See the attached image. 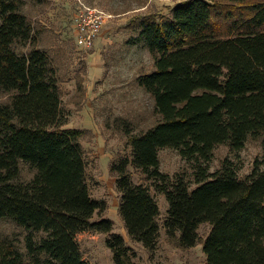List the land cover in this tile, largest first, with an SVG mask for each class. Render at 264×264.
<instances>
[{"label": "trees", "instance_id": "1", "mask_svg": "<svg viewBox=\"0 0 264 264\" xmlns=\"http://www.w3.org/2000/svg\"><path fill=\"white\" fill-rule=\"evenodd\" d=\"M26 1L0 0V95L10 96L0 103V219L28 232L25 251L17 237L0 233V264H93L78 241L85 231L107 234L114 264H127L132 249L114 221H94L107 203L91 194L86 132L65 127L58 69L37 46ZM138 22L129 42L149 50L154 70L137 82L160 118L140 133L115 119L131 148L111 164L131 240L154 252L162 230L159 202L134 181L133 167L168 201V239L194 248L209 224L206 264H264V168L257 161L241 179L229 159L209 167L220 145L240 151L254 138L264 147V0H186L168 16ZM165 148L194 164L195 187L162 171Z\"/></svg>", "mask_w": 264, "mask_h": 264}, {"label": "rangeland", "instance_id": "2", "mask_svg": "<svg viewBox=\"0 0 264 264\" xmlns=\"http://www.w3.org/2000/svg\"><path fill=\"white\" fill-rule=\"evenodd\" d=\"M186 0H27L25 11L33 22L37 46L46 49L58 69L64 107L69 113L66 128L84 130L83 146L88 162V179L92 197L107 203L104 213L94 221L110 218L114 232L121 234L131 247L127 264H206L202 242L210 233L209 224H203L199 233L201 242L194 248L183 249L168 239L164 227L168 214L165 196L144 179L141 171L131 167L134 181L145 184L159 202L161 209V237L157 249L148 251L141 243L133 242L121 218V194L117 188L112 162L121 155H129L131 148L117 117L128 119L140 133L159 121L154 113V100L142 88L137 78L154 70L152 55L142 44L129 42L139 32L138 20L150 15H170L171 9ZM84 6L96 7L108 16L107 23L92 49H83L76 41V16ZM23 49V50H22ZM20 50L24 51L26 48ZM10 96L0 95V103H8ZM161 169L175 176L187 177L196 186L194 164L184 160L173 148L160 151ZM229 159L245 179L258 161L264 168V147L261 139L250 138L240 151L227 145L215 149L209 163L211 172ZM29 179L32 172L23 167ZM0 233L15 236L26 250L27 231L9 219H0ZM40 235V234H39ZM42 235V234H41ZM38 236V234H37ZM107 234L85 231L78 237L84 258L93 264H114L112 250L107 245Z\"/></svg>", "mask_w": 264, "mask_h": 264}, {"label": "built area", "instance_id": "3", "mask_svg": "<svg viewBox=\"0 0 264 264\" xmlns=\"http://www.w3.org/2000/svg\"><path fill=\"white\" fill-rule=\"evenodd\" d=\"M109 16L101 9L84 6L76 16V41L83 49L95 46Z\"/></svg>", "mask_w": 264, "mask_h": 264}]
</instances>
